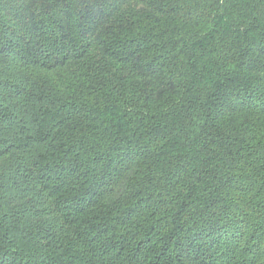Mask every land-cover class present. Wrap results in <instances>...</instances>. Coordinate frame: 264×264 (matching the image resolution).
<instances>
[{
	"label": "trees",
	"instance_id": "obj_1",
	"mask_svg": "<svg viewBox=\"0 0 264 264\" xmlns=\"http://www.w3.org/2000/svg\"><path fill=\"white\" fill-rule=\"evenodd\" d=\"M0 264H264V0H0Z\"/></svg>",
	"mask_w": 264,
	"mask_h": 264
}]
</instances>
